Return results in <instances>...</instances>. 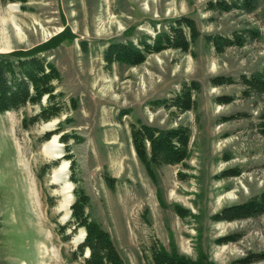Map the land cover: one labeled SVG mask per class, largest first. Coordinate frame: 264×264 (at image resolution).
I'll return each instance as SVG.
<instances>
[{"label":"rangeland","instance_id":"obj_1","mask_svg":"<svg viewBox=\"0 0 264 264\" xmlns=\"http://www.w3.org/2000/svg\"><path fill=\"white\" fill-rule=\"evenodd\" d=\"M208 1L0 0V25L7 22L11 42L7 51L45 45L62 72L57 90L64 104L60 115L27 127L23 117L40 104L0 112V264H84L72 258V250L85 229L60 230L75 198L69 152L76 158L78 183L90 195L86 209L110 231L127 264H152L153 243L211 264H239L248 251L264 250V214L211 217L264 189V92L247 93L241 82L242 74L264 69V0L253 11L213 9ZM183 14L201 31L188 51L167 48L136 65H106L103 50L110 40L138 43ZM14 20L23 31L20 38ZM208 33L235 40L241 35L243 42L219 50ZM217 76L228 81L216 84ZM192 80L200 89L191 109L160 103ZM132 122L190 125L188 158L154 167L151 175L132 143ZM59 126L60 132L44 138ZM56 136L52 149L58 157L44 150ZM64 161L68 166L56 181ZM227 169L239 174L226 176ZM177 206L189 210L187 215ZM230 233L240 238L218 243Z\"/></svg>","mask_w":264,"mask_h":264},{"label":"trees","instance_id":"obj_2","mask_svg":"<svg viewBox=\"0 0 264 264\" xmlns=\"http://www.w3.org/2000/svg\"><path fill=\"white\" fill-rule=\"evenodd\" d=\"M238 1L209 0L208 7L225 11L240 7L247 11H253L259 0ZM173 21L167 29L157 32L154 36H145L139 39L138 43L133 40H110L103 50L106 65L112 66L115 62L136 65L144 62L150 53L167 48L188 51L201 35L196 20L190 15L183 14L175 17ZM205 36L209 41H213L219 50L236 41L243 42L241 35H236L237 40L212 33ZM44 50L45 45L38 44L29 48L0 51V112L19 109L28 102L40 104L37 112L23 117L22 123L26 127L40 120H50L60 115L64 107L63 102L58 98L63 95V91L57 90V84L62 80V72ZM212 79L216 84L228 81L227 78L218 76ZM241 82L245 85L244 91L247 93L264 92V69L257 70L250 75L242 74ZM198 89H200L198 80L185 81L175 95L161 98L160 103L168 108L175 107L179 111L189 110L195 105L194 93ZM44 96H47L45 102H43ZM228 101L229 99L226 98L220 100V102ZM60 126L46 131L44 138L48 139L53 133L60 132L62 130L59 129ZM69 137L68 133L61 135L62 141H68ZM191 137L192 128L185 123L166 128H160L149 122L131 123V138L136 154L151 175H155L154 167L185 161L190 153ZM67 149L70 151L69 146ZM67 157L72 158L70 178L76 183L74 186L75 198L70 206V218L62 224L60 230L64 231L72 225L74 229L83 227L86 230L84 238L72 250V258L81 257L84 264H127L110 231L86 209L90 195L78 183L79 178L75 175L76 158L73 153H67ZM53 163L56 164L58 161H53ZM237 174H239V170L227 169L224 171L226 176ZM177 210L183 216L189 212L180 206H177ZM262 214H264V189L244 200L222 206L211 217L219 221ZM239 238L240 236L230 233L217 239L218 243H226ZM87 250H89V254L85 255ZM261 259H264V250L248 251L236 262L248 264ZM151 261L152 264H211L206 258L194 260L176 251H169L156 243L151 246Z\"/></svg>","mask_w":264,"mask_h":264},{"label":"bare ground","instance_id":"obj_3","mask_svg":"<svg viewBox=\"0 0 264 264\" xmlns=\"http://www.w3.org/2000/svg\"><path fill=\"white\" fill-rule=\"evenodd\" d=\"M13 23H14V26L16 28V33L20 38L22 36L23 31H22L21 27L19 26V24L15 20ZM6 24H7V22L5 20H3L1 25H0V46H2L1 50H3V51L4 50L7 51V50L11 49V42L9 39V34L7 32V29H6V27H7ZM51 123H53V122H51ZM51 123H49V124L51 125ZM56 140H57V136L54 137V139L51 142H49L45 145L44 150H45L46 154H48L50 156H57V157L59 156V154L54 152L52 149V146L54 145V143H56L55 142ZM67 166H68V162H66V161H64L60 164V166L56 170V175H55L56 181L60 180L61 176H63V175H61V173L63 170H65L67 168ZM71 186L72 185L70 183H68V184H66L65 187L68 189L70 188V190H71ZM68 189L66 190L67 192L69 191ZM69 196H71V195L69 194L67 196V198Z\"/></svg>","mask_w":264,"mask_h":264},{"label":"water","instance_id":"obj_4","mask_svg":"<svg viewBox=\"0 0 264 264\" xmlns=\"http://www.w3.org/2000/svg\"><path fill=\"white\" fill-rule=\"evenodd\" d=\"M85 235V234H84ZM88 253H89V250H88V252L86 253V255H88Z\"/></svg>","mask_w":264,"mask_h":264}]
</instances>
